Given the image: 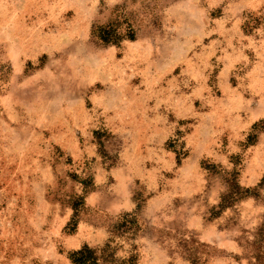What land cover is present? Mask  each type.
Returning a JSON list of instances; mask_svg holds the SVG:
<instances>
[{
	"label": "rangeland",
	"instance_id": "374dc122",
	"mask_svg": "<svg viewBox=\"0 0 264 264\" xmlns=\"http://www.w3.org/2000/svg\"><path fill=\"white\" fill-rule=\"evenodd\" d=\"M85 246L264 264V0H0V264Z\"/></svg>",
	"mask_w": 264,
	"mask_h": 264
},
{
	"label": "trees",
	"instance_id": "16d2710c",
	"mask_svg": "<svg viewBox=\"0 0 264 264\" xmlns=\"http://www.w3.org/2000/svg\"><path fill=\"white\" fill-rule=\"evenodd\" d=\"M129 39H134L133 33L128 35ZM102 40L110 43L116 42L109 34L103 35ZM249 190V189H247ZM70 258L74 264H98V258L96 252L89 246H85L80 250L74 251L70 254Z\"/></svg>",
	"mask_w": 264,
	"mask_h": 264
}]
</instances>
